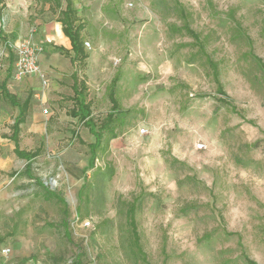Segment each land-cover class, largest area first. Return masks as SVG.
<instances>
[{"label": "rangeland", "instance_id": "obj_1", "mask_svg": "<svg viewBox=\"0 0 264 264\" xmlns=\"http://www.w3.org/2000/svg\"><path fill=\"white\" fill-rule=\"evenodd\" d=\"M72 3L99 136L71 115V67L40 97L13 76L16 42L59 14L0 0V248L47 264H264V0ZM20 108L29 171L10 138Z\"/></svg>", "mask_w": 264, "mask_h": 264}, {"label": "crops", "instance_id": "obj_2", "mask_svg": "<svg viewBox=\"0 0 264 264\" xmlns=\"http://www.w3.org/2000/svg\"><path fill=\"white\" fill-rule=\"evenodd\" d=\"M45 9V8H44ZM53 22V23H52ZM52 22H40V32L33 34V40L37 43H41L43 46V51L39 55V65L41 72L49 80V87L47 89H42L44 86H41L43 78L40 76H30L29 82L25 85L28 90H33L35 97H40L41 92H46L47 90L56 91L60 83L57 81V77H64L65 73L68 72V68L71 67L72 74L74 69V63L69 60V62L63 61L61 56L65 57V54L61 48H65V52L73 53L72 44L70 39L64 34L62 30L61 22L54 20ZM59 48L61 51L58 54L55 53V50ZM60 59L58 60V56ZM42 87V88H41ZM27 104H30V99ZM41 103V100H37ZM28 111H33V114L41 116L40 104H30L28 106ZM3 248H8L9 252L4 253ZM0 264H47L44 261L40 260L35 254H32L29 251L24 250L23 247H13L9 242H6L5 245L0 248Z\"/></svg>", "mask_w": 264, "mask_h": 264}, {"label": "trees", "instance_id": "obj_3", "mask_svg": "<svg viewBox=\"0 0 264 264\" xmlns=\"http://www.w3.org/2000/svg\"><path fill=\"white\" fill-rule=\"evenodd\" d=\"M42 5L49 4V9L53 13H58L57 20L62 24V30L64 34L70 39L72 44V51L74 52V57L72 61H79L81 65H84L86 58L88 57V53L85 51L83 46V39H82V31L84 29V24L82 22L76 23L78 17L76 16V10L73 8L72 0H37ZM65 5V6H64ZM63 51H66L65 48H61ZM69 53V52H66ZM74 83H73V91L74 95L71 97L73 102L75 103L72 110L71 115L74 117L79 118L85 124L90 127V130L97 134V130L95 129V124L92 119V111L90 108V102L86 99V92H85V82L82 81V87H79L80 83L78 82L77 73H73ZM117 78L113 80V88L110 93V99L112 101L113 107H117L118 102L115 97L114 87L116 84ZM28 103V100L25 101V104ZM16 105H18L16 103ZM24 111L25 109L20 108L19 114L15 117L13 123V132L10 135V138L15 142V153L24 159L29 160L27 170L29 171L30 160L36 157L39 154V150L36 151H28L20 148L19 145V134L21 132V124L24 122ZM37 182L41 184L43 188V194L45 195H54V192L48 188L45 184H43L39 178H35Z\"/></svg>", "mask_w": 264, "mask_h": 264}, {"label": "built area", "instance_id": "obj_4", "mask_svg": "<svg viewBox=\"0 0 264 264\" xmlns=\"http://www.w3.org/2000/svg\"><path fill=\"white\" fill-rule=\"evenodd\" d=\"M32 41L30 39H21L16 42L14 46L16 59L14 62L13 76L15 79L20 80L29 76L41 75L43 83L45 84L46 80L39 65V55L43 51V46ZM85 44L90 46V42L88 41ZM146 132L147 130L145 128H141V133ZM196 147L197 149H203L204 145L197 144ZM2 251L8 253L9 249L4 248Z\"/></svg>", "mask_w": 264, "mask_h": 264}]
</instances>
